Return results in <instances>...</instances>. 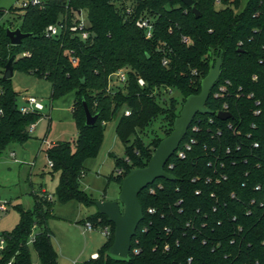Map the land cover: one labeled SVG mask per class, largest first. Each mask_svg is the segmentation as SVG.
I'll use <instances>...</instances> for the list:
<instances>
[{
    "label": "trees",
    "instance_id": "trees-1",
    "mask_svg": "<svg viewBox=\"0 0 264 264\" xmlns=\"http://www.w3.org/2000/svg\"><path fill=\"white\" fill-rule=\"evenodd\" d=\"M5 12L0 5V19ZM9 12L14 19L0 22V155L10 143L30 138V126L44 115L22 113L19 93L2 78L14 55V71L50 82L51 100L74 93L76 138L46 151L58 173L52 196L60 202L93 204L80 186L84 162L97 154L106 123L123 109L130 113L122 111L115 131L125 156L109 152L115 169L107 181L120 185L131 169L145 166L173 129L185 97L200 91L211 50L222 58L206 101L210 112L193 118L165 165L175 180L158 178L138 195L143 218L128 256L108 252L114 224L95 211L81 222L107 225L110 234L98 256L81 264H264V0H193L192 6L180 0H39ZM78 12L86 14V39L70 30ZM141 17L152 23L149 38L136 25ZM59 23L58 35H45L48 25ZM7 27L28 36L13 45ZM119 68L127 69V83L110 90L108 77ZM169 89L181 98L167 97ZM83 102L97 114L93 125L85 123ZM218 111L232 116L220 119ZM158 118L161 134L152 130L146 143L140 132L148 135ZM34 196L32 208L18 206V222L0 234V264H32L29 243L39 264H59L47 223L52 198Z\"/></svg>",
    "mask_w": 264,
    "mask_h": 264
},
{
    "label": "rangeland",
    "instance_id": "rangeland-1",
    "mask_svg": "<svg viewBox=\"0 0 264 264\" xmlns=\"http://www.w3.org/2000/svg\"><path fill=\"white\" fill-rule=\"evenodd\" d=\"M22 1L24 0H0V5L6 11L0 22L6 24L13 20L14 14L9 9L21 6ZM245 2L246 0H242V4ZM219 7L222 4H216V8ZM81 16L86 21L85 12H81ZM10 86L19 93L18 103L23 102L24 97L32 95L45 107L42 111L44 115L29 130L30 138L21 143H10L0 155V204L4 207V210H0V234L10 231L18 222V206L30 209L34 204L35 194H48L52 198L53 214L47 223L52 231L51 241L57 252L58 263L81 264L89 258L91 252L99 249L106 237L99 227L88 230L85 223L81 222L96 211L94 204L84 205L76 200L60 202L52 196L58 183V173L53 172L46 152L51 142L76 138L77 128L71 112L74 93L51 100V84L48 80L18 70L10 78ZM167 94V97L181 98L175 90ZM122 111L106 123L99 151L84 162L85 173L80 186L93 200H112L119 193V184L114 180L108 182L107 176L115 169L114 159L109 152L118 157L125 156L124 146L115 131ZM152 130L161 134V118L146 129L148 135L140 132L146 143L152 138ZM29 247L31 263L39 264L30 243Z\"/></svg>",
    "mask_w": 264,
    "mask_h": 264
},
{
    "label": "water",
    "instance_id": "water-1",
    "mask_svg": "<svg viewBox=\"0 0 264 264\" xmlns=\"http://www.w3.org/2000/svg\"><path fill=\"white\" fill-rule=\"evenodd\" d=\"M187 6L193 5V0H180ZM195 15L198 11L192 7ZM6 35L10 38L11 44L19 45L21 40L28 36L19 28H6ZM212 60L206 75L200 81V91L185 97L178 115L173 122L171 132L163 137L155 147L150 159L143 167L131 169L121 180L119 193L115 199L93 200L96 211L104 214L107 219L114 224L113 243L108 249L112 255L126 258L131 247V239L135 234L139 222L143 218V210L138 195L140 191L152 184L158 178L175 180L173 174L165 170L168 159L177 150L180 142L187 133L188 127L193 118L198 114L209 113L206 101L214 84L218 81L221 73L222 58L216 56L214 50ZM15 56L12 55L7 61L2 74L3 79L13 76ZM85 112V123L93 125L96 122L97 114H92L86 103L83 102ZM220 119H228L232 115L228 111H218L216 113Z\"/></svg>",
    "mask_w": 264,
    "mask_h": 264
},
{
    "label": "built area",
    "instance_id": "built-area-1",
    "mask_svg": "<svg viewBox=\"0 0 264 264\" xmlns=\"http://www.w3.org/2000/svg\"><path fill=\"white\" fill-rule=\"evenodd\" d=\"M39 0H24L21 2V6H25L28 3L36 4ZM136 25L140 28L145 29L146 37H151L152 33V23L147 17H141L136 21ZM86 27V21L82 18L81 12H78L73 24L70 26V30L73 32H77L78 35L82 39H86L88 37V31L85 29ZM61 28H63V24H50L45 29V35L48 37L56 36L60 33ZM163 63H166V60H163ZM193 74L196 75L197 71H193ZM127 83V69L126 68H119L115 72L109 75L108 77V89L112 87V85L115 84L116 86H123ZM139 85H144V80L142 78H138ZM169 92L171 90L169 89ZM25 98V101L23 104L19 105L20 111L22 113H27L29 111H43L44 105L43 103L35 96L28 95ZM258 104L259 101H256ZM259 110H256V113H258ZM130 113L129 109L124 110V114L128 115ZM32 128V125L30 126L29 130ZM254 146H257V143H254ZM186 148H190L189 145L186 144ZM178 149V148H177ZM179 156H184L183 151H178ZM50 166H52V162L49 161ZM150 191H152V188H150ZM48 198H51V196L48 195ZM0 210H4V207L2 204H0ZM150 212H153L152 209H149ZM85 227L88 230H91L95 227L90 221L85 222ZM101 229V233L107 238L110 234V228L107 225L104 226H98ZM3 245V240H0V247ZM98 256L97 253L91 254V258H96Z\"/></svg>",
    "mask_w": 264,
    "mask_h": 264
},
{
    "label": "crops",
    "instance_id": "crops-1",
    "mask_svg": "<svg viewBox=\"0 0 264 264\" xmlns=\"http://www.w3.org/2000/svg\"><path fill=\"white\" fill-rule=\"evenodd\" d=\"M13 74H14V73H13ZM24 101H25V99H24ZM24 101L21 102V103H18V104H19V105H20V104H23ZM43 105H44V104H43ZM44 107H45V106H44ZM43 110H44V109H43ZM53 143H54V142H51V144H53ZM51 144H50V145H51ZM104 199H106V198H103V199H100V200H104ZM105 240H106V239H105ZM104 242H105V241H104ZM104 242H103V243H104ZM103 243H102V244H103ZM101 246H102V245H101ZM101 246H100V247H101ZM100 247H99V248H100ZM97 251H98V250H97ZM97 251H93V252H91L89 258L91 257V254H93V253H97Z\"/></svg>",
    "mask_w": 264,
    "mask_h": 264
}]
</instances>
